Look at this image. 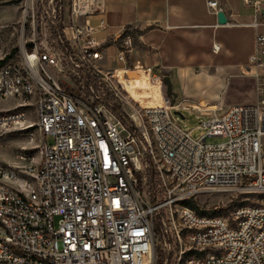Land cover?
I'll use <instances>...</instances> for the list:
<instances>
[{
  "label": "built area",
  "instance_id": "2783aa9c",
  "mask_svg": "<svg viewBox=\"0 0 264 264\" xmlns=\"http://www.w3.org/2000/svg\"><path fill=\"white\" fill-rule=\"evenodd\" d=\"M221 1L207 0L209 10ZM98 2L20 0L18 18L0 22V136L41 137L38 157L27 149L0 160V264H264V203L214 215L185 203L264 193V73L253 103L203 113L166 95L136 106L102 65ZM244 2L264 20L262 0ZM249 65L264 67V33ZM107 91L130 106V128ZM181 107L209 117L200 136L182 124Z\"/></svg>",
  "mask_w": 264,
  "mask_h": 264
},
{
  "label": "crops",
  "instance_id": "0c3cea01",
  "mask_svg": "<svg viewBox=\"0 0 264 264\" xmlns=\"http://www.w3.org/2000/svg\"><path fill=\"white\" fill-rule=\"evenodd\" d=\"M220 8L227 17L225 24L209 10L207 0H99L91 23L107 68L117 70L130 60L151 75L207 79L217 84L215 100L199 107L208 113L229 98L228 105L243 101L246 95L258 97V74L264 73V67L249 65L255 36L264 33V25L256 27L255 22L264 20L244 0H222ZM102 20L106 29H100ZM128 33L133 36L130 50L124 49ZM158 84L154 99L162 100ZM125 89L127 98L143 102L140 88L131 89L125 83ZM184 102L181 104L196 106Z\"/></svg>",
  "mask_w": 264,
  "mask_h": 264
},
{
  "label": "rangeland",
  "instance_id": "374dc122",
  "mask_svg": "<svg viewBox=\"0 0 264 264\" xmlns=\"http://www.w3.org/2000/svg\"><path fill=\"white\" fill-rule=\"evenodd\" d=\"M20 0H0V22L6 20H16L19 16L18 4ZM68 2V0H65ZM104 67L107 64L102 61ZM119 79L124 80L125 83L129 84V87L132 89L135 86L140 88L144 98L143 102L140 101L142 106H153L162 104L166 96V86L165 84L160 83L162 88L163 97L162 100H156L157 92L156 86H159L158 82L149 76V73L144 71L140 66H135L130 60L125 63L123 66H120L117 70ZM173 84V90L178 94L175 103H185L188 101L194 103L197 107L205 108L207 104L213 102L216 97V92L218 91V85L214 82L207 79H200L198 81H193L189 78H183L178 80L177 78H171ZM121 89V87H120ZM123 95L127 96V92L122 90ZM106 98L112 100L116 105L120 106L126 115L131 118L133 111L130 106L125 101L114 98V95L107 91ZM122 95V96H123ZM133 104L138 106V103L134 102L131 97L127 98ZM200 99L204 100V103L200 102ZM257 96L254 94L244 96L243 101L237 103H249L256 101ZM230 98L224 100L220 103V107H227V103L230 102ZM198 103L199 105H197ZM236 104V103H235ZM185 105V104H181ZM0 106H6V103H1ZM188 106V105H187ZM196 106L193 108L198 109ZM209 107V106H208ZM191 107H181L180 111L184 118L180 115L179 118L182 124H185L189 129H194L193 134L195 136H200L203 133L202 129H199V122L203 119L208 120L209 117H204L200 115V111L195 110ZM115 110V109H114ZM221 109H217L216 112H220ZM116 111V110H115ZM122 122L126 124L123 120ZM128 128L130 126L126 124ZM49 143H53V139L48 136L47 138ZM225 137H208L207 141L211 143H220L225 141ZM41 142V137L38 132H34L33 135L30 132H19V133H10L4 136H0V160L6 162H13L17 158V155L23 150H31V152L38 157L39 149L37 145ZM193 202L194 204H188L187 202ZM191 208L196 210L201 214H228L229 211L237 206L242 204H253V203H264V193H250L243 192L240 190L227 192V193H205L200 195H195L185 202ZM220 207L222 209H220Z\"/></svg>",
  "mask_w": 264,
  "mask_h": 264
},
{
  "label": "water",
  "instance_id": "95a60500",
  "mask_svg": "<svg viewBox=\"0 0 264 264\" xmlns=\"http://www.w3.org/2000/svg\"><path fill=\"white\" fill-rule=\"evenodd\" d=\"M217 16L219 23L221 24L227 23V17L223 11H219L217 13ZM163 82L166 86V95L171 99V103L175 104L178 94L173 90V84L170 76L168 75L163 76ZM175 113L177 115H180L182 118H184V115L180 111L177 110Z\"/></svg>",
  "mask_w": 264,
  "mask_h": 264
},
{
  "label": "trees",
  "instance_id": "16d2710c",
  "mask_svg": "<svg viewBox=\"0 0 264 264\" xmlns=\"http://www.w3.org/2000/svg\"><path fill=\"white\" fill-rule=\"evenodd\" d=\"M112 107L116 110V112L119 114V116L121 117V119L126 122V123H130L129 117L126 115V113L122 110V108L118 105H116L115 103L112 104ZM188 204L193 205V202H187Z\"/></svg>",
  "mask_w": 264,
  "mask_h": 264
},
{
  "label": "bare ground",
  "instance_id": "6f19581e",
  "mask_svg": "<svg viewBox=\"0 0 264 264\" xmlns=\"http://www.w3.org/2000/svg\"><path fill=\"white\" fill-rule=\"evenodd\" d=\"M120 82L123 84V90L125 91L126 89H125V82L123 81V80H120ZM192 106V105H191ZM192 107H194V106H192ZM197 107V106H196ZM198 109H199V107H197ZM213 108H216V107H213ZM200 110V109H199Z\"/></svg>",
  "mask_w": 264,
  "mask_h": 264
}]
</instances>
